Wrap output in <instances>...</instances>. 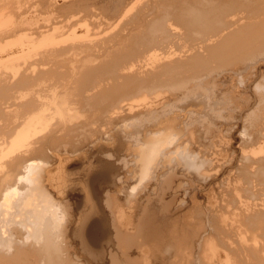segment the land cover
Instances as JSON below:
<instances>
[{
  "label": "bare ground",
  "instance_id": "obj_1",
  "mask_svg": "<svg viewBox=\"0 0 264 264\" xmlns=\"http://www.w3.org/2000/svg\"><path fill=\"white\" fill-rule=\"evenodd\" d=\"M54 1L0 0V264H264V0ZM114 141L142 193L90 161L79 211L52 173Z\"/></svg>",
  "mask_w": 264,
  "mask_h": 264
},
{
  "label": "rangeland",
  "instance_id": "obj_2",
  "mask_svg": "<svg viewBox=\"0 0 264 264\" xmlns=\"http://www.w3.org/2000/svg\"><path fill=\"white\" fill-rule=\"evenodd\" d=\"M59 1V2H58ZM61 1L62 0H55L54 1V7H59V4L61 3ZM70 1H72V0H70ZM87 3H85V2ZM83 2H81V3H79V6H77V8L76 7H71V9L70 8H63V9H58V11H55L54 12V18H56V20H58V21H56V22H59V24L60 25H66L67 23H69V24H77L78 22L79 23H81V24H75L76 26H82V25H85V24H87V21L89 22V20H91V18L93 19V18H97V17H99V16H101L100 18L102 19V15H103V17H104V14H105V12H106V14L109 12V13H111V12H114V11H119V10H122V7L121 6H123V5H126V6H123V8L125 9H127V7H131V6H133L135 3H132L133 2V0H129V1H123V2H120L119 3V1H117L116 2V0H115V2H114V0H84ZM94 1V2H93ZM96 1V2H95ZM110 1V2H109ZM131 1V2H130ZM149 1H153V2H150V3H152V4H154V2H155V0H149ZM56 2V3H55ZM93 2V3H92ZM127 2H130V3H127ZM134 2H137V0L135 1L134 0ZM90 3V4H89ZM110 3V4H109ZM111 3H113V4H111ZM117 4V6H116V4ZM124 3V4H123ZM92 4H94V5H92ZM97 4V5H96ZM119 4V5H118ZM122 4V5H121ZM151 4V5H152ZM56 5V6H55ZM119 6V7H118ZM81 7H82V9H81ZM85 7V9H83ZM91 8L90 9V11H92V12H90V11H88L89 10V8ZM103 7V8H102ZM107 7V8H106ZM113 7V8H112ZM116 7V8H115ZM73 8V9H72ZM95 8V9H94ZM115 8V9H114ZM128 8V9H129ZM65 9H67V10H65ZM74 9H75V11H76V15H75V12H74ZM102 9V10H101ZM110 11H109V10ZM113 9V10H112ZM123 9V10H124ZM125 9V10H126ZM78 10V11H77ZM85 11V12H83V11ZM112 10V11H111ZM60 11V12H59ZM63 12V13H62ZM64 12L66 13V14H64ZM80 13V15L79 14H77V13ZM82 12V13H81ZM87 12V13H86ZM90 12V13H89ZM101 12V13H100ZM103 12H104V14H103ZM32 12H30L27 16H31L32 14H31ZM51 13V14H50ZM57 13H58V15H57ZM73 13V14H72ZM85 13H86V15H85ZM94 13V14H93ZM31 14V15H30ZM38 14H39V12H38ZM45 14H47V15H45ZM45 14H41V15H38V16H35V17H38V19H36L37 21H39L40 23H41V19L40 18H42V21H43V23H46V20H47V22L49 21V19L51 18H49L48 16H51L53 13L52 12H46ZM68 14H69V16H68ZM96 14V15H95ZM65 15H67V16H65ZM73 15H75V16H73ZM91 17H90V16ZM94 15H95V17H94ZM99 15V16H98ZM42 16V17H41ZM56 16V17H55ZM63 16V18L64 19H61V17ZM77 16V17H76ZM86 16V17H85ZM97 16V17H96ZM81 17V18H80ZM82 17H83V19H82ZM84 17H85V19H87V20H85L84 19ZM44 18H45V20H44ZM49 18V19H48ZM68 18V19H67ZM71 18V20H69ZM100 18H97V20L98 19H100ZM78 19V20H77ZM81 19L83 20V22L81 21ZM89 19V20H88ZM100 19V20H101ZM68 20V21H67ZM66 21V22H65ZM64 23V24H63ZM66 23V24H65ZM259 61L260 62H263L264 61V57H261V59H258V61H257V63H259ZM257 63H255L256 65H257ZM256 65H249L248 66V68L249 67H251V66H256ZM261 68H264V65H262L261 66ZM246 70V69H245ZM245 70H243L242 71V73H246L245 72ZM259 78H260V75H259ZM264 78V76L262 77V79ZM249 80H251V81H253L251 84L254 86L255 84L254 83H256L257 81L255 80L254 81V78L253 77H251ZM236 82V84H238V81H235ZM235 84V83H234ZM232 87L233 86H231V88H229V86H222L221 88H222V90H221V93L219 94V100H218V105H217V108L218 109H220L221 107L220 106H222L223 108L224 107H227V106H231V107H233V105L235 104V101L237 100L241 105L242 104H244V102L243 103H241L242 101H244V100H247L248 98H249V93H247V92H245L244 90H242L241 88H240V90L238 91V90H234L233 91V89H232ZM228 89V90H227ZM233 91V92H232ZM239 92V93H238ZM237 94V95H236ZM241 96V98H240V96ZM234 95V96H233ZM236 96V97H235ZM243 96V97H242ZM226 97V98H225ZM228 97V98H227ZM222 98V99H221ZM246 98V99H245ZM232 99V100H231ZM234 100V101H233ZM232 102H233V104H232ZM230 103V104H229ZM194 104H196V103H193L192 104V102H191V105H194ZM188 105V104H187ZM186 104H183L182 106L183 107H186L187 106ZM254 106V105H253ZM189 109V111H195V108L193 107V108H188ZM252 109V108H251ZM250 110V109H249ZM248 111V109L246 110V112ZM133 122H135V121H133ZM137 122V121H136ZM234 122H236V121H234ZM225 123H227V122H225ZM231 123V124H230ZM229 123V125H235V123L234 124H232L233 123V121H231ZM228 125V124H227ZM240 131L238 130V131H236L235 133H239ZM120 142H121V140H119ZM207 141H208V139H207ZM120 142H118V145H119V143ZM117 142L116 141H114V143L112 144V145H110V146H108L109 148L108 149H110L109 150V152L111 153L112 152V159L111 158H109V156H108V149H107V147L104 149V156H102L103 155V153H101L102 155H100L99 153H98V151H95V153H93L94 151H92V153L91 152H88V153H86V155H87V157L89 158H87V159H85L86 157L83 155L82 156V158L84 157V159H82V158H76V159H74L73 158V160L71 159V163H69V166H62V167H59L60 169V171L58 170V169H54V171H53V173H52V175H54L55 177H54V185H55V188H56V190L57 191H60V192H63V193H65V194H69L70 196H73L74 198H76L78 201H80V202H78V204H80V206L82 207H79V211H85L86 210V208H88V205H87V203L89 204V202H88V200L86 199V192H85V185H84V180H85V175L87 174L86 172L90 169V167H88L89 166V163H90V161L93 163V165H100V164H102L103 165V163L104 164H112L111 165V167H113V171H115L114 172V175L116 176L117 174H118V176H117V178H119V179H122L121 180V182L122 181H124V182H122V184H123V191L125 190L126 191V194L128 195L129 193L132 195L133 193L134 194H136V195H139V193H142V188H143V186H139V184L140 183H137V182H139L140 181V177H141V174L140 173H142V171H140L141 170V167H140V165H139V163L138 162H136V160H133V159H135V158H133L134 156L131 154V153H127V152H123V151H121L120 150V152H119V155H117L116 156V154L114 155L113 154V150H112V148H113V146L114 145H117L116 144ZM112 146V147H111ZM115 148H117V146H114ZM114 149V148H113ZM105 151H107V152H105ZM99 154H97V153ZM122 152H123V154L125 155H123L122 154ZM107 153V154H106ZM109 153V154H110ZM89 154V155H88ZM94 154V155H93ZM122 154V155H121ZM91 155V156H90ZM97 155H98V157H97ZM107 155V156H106ZM121 155V156H120ZM127 155H129V156H127ZM130 155H131V157H130ZM95 156V157H94ZM106 156V157H105ZM123 156V157H122ZM77 157V156H76ZM79 157V156H78ZM102 157V158H101ZM108 157V159H105V158H107ZM119 157V158H118ZM124 157H126V158H124ZM98 158V159H97ZM99 158H101V159H103V160H101V159H99ZM118 158V159H117ZM120 158H123V159H121L120 160ZM117 159V160H116ZM131 159V160H130ZM78 160V161H77ZM99 160V161H98ZM101 160V161H100ZM126 160V161H125ZM81 161V162H80ZM82 161H84V162H82ZM89 161V162H88ZM123 161V162H122ZM125 161V162H124ZM129 161H132V162H134V163H132V162H129ZM99 162H101L100 164H99ZM85 163V165H84V168H83V164ZM97 163V164H96ZM124 163H125V165H124ZM128 163V164H127ZM129 163H132V164H130L129 165ZM73 165V166H72ZM82 165V166H81ZM114 165V166H113ZM134 165H135V168H134ZM126 166V167H125ZM127 166H128V168H127ZM71 167V168H70ZM74 167V169L76 170V171H74V173H72L73 172V170L74 169H72ZM80 167H82V169L80 168ZM130 167V168H129ZM236 167V165H234L232 168H235ZM70 170H69V169ZM127 168V169H126ZM132 168V169H131ZM133 168H134V170H133ZM81 169V170H80ZM115 169V170H114ZM135 169H137L136 170V172H134L135 171ZM72 170V171H71ZM79 170V171H78ZM83 170V171H82ZM140 172H139V171ZM67 171H68V173H67ZM78 171V172H77ZM84 172V173H83ZM130 172V173H129ZM133 172V173H132ZM139 172V173H138ZM70 173V174H69ZM115 173H117V174H115ZM83 174H84V176H83ZM140 174V175H139ZM70 175V176H69ZM132 176H134V177H132ZM79 177V178H78ZM82 177H84V178H82ZM192 176L190 175L189 177H188V179L190 178L191 180H192V178H191ZM81 178V179H80ZM133 178V179H132ZM136 178V179H135ZM139 178V179H138ZM73 179V180H72ZM79 179V180H78ZM83 179V180H82ZM220 179V178H219ZM127 180V181H126ZM221 180V179H220ZM83 181V182H82ZM78 182H80V183H78ZM128 182H129V184H128ZM194 182H195V184L197 183V185L196 186H198L199 184L200 185H202L201 183H202V181H199V180H194ZM75 183V184H74ZM82 183V184H81ZM216 183V182H215ZM214 182H212L211 183V185H209V186H212V185H214L215 184ZM128 186V188L125 186ZM132 184H133V186H132ZM186 184V186L188 187V189H191V184L192 183H189V185H188V182L187 183H185ZM138 185V186H137ZM191 185V186H190ZM199 185V186H200ZM137 186V187H136ZM79 187V188H78ZM132 187V188H131ZM133 187H135L134 189H133ZM141 187V188H140ZM190 187V188H189ZM73 188H75V189H73ZM198 188V187H197ZM210 187H208V189H209ZM80 189H81V191H80ZM132 191H131V190ZM136 189V190H135ZM71 190V191H70ZM74 190V191H73ZM137 190H139V191H137ZM124 191V192H125ZM207 190H204V193L206 192ZM133 192V193H132ZM80 193H82V194H80ZM204 193L202 194V198L204 197L203 195H204ZM78 194V195H77ZM129 194V195H130ZM133 194V197H132V199H135L136 197H138V196H135ZM79 195H80V197H79ZM82 195H83V197H82ZM135 196V197H134ZM78 197V198H77ZM83 198V200H82V198ZM200 197V198H201ZM84 199H86V200H84ZM76 200V201H77ZM126 200H128V199H124V200H122L123 201V203H127L126 205L128 206V203H129V205L131 204V202L129 201V202H127ZM81 203H82V205H81ZM84 203V204H83ZM132 203L134 204V200L132 201ZM263 205H264V203H263ZM263 208H264V206H263ZM82 209V210H81ZM128 209H129V211H128ZM125 210H126V214H127V211H128V214L127 215H130L131 213V211H130V208L129 207H125ZM106 243L104 242V244H102V247H105V249L106 250H104L105 252H107L110 248H112V246L110 247V245H109V243H107L108 244V246H107V244L105 245ZM113 245V244H112ZM161 254V255H159V254ZM157 254L159 255V257H161L164 253L163 252H161L160 253V250H159V252H158ZM157 255V256H158ZM164 256V255H163ZM161 257L160 259H165V257ZM139 264H141V263H139Z\"/></svg>",
  "mask_w": 264,
  "mask_h": 264
}]
</instances>
